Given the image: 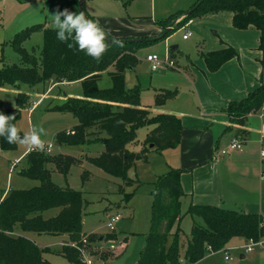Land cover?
<instances>
[{
    "label": "trees",
    "instance_id": "16d2710c",
    "mask_svg": "<svg viewBox=\"0 0 264 264\" xmlns=\"http://www.w3.org/2000/svg\"><path fill=\"white\" fill-rule=\"evenodd\" d=\"M190 10L191 13L186 15ZM189 11L180 10L159 24L166 30L176 19L182 20L162 39L175 33L190 21L207 15L230 12L236 29L245 30L253 26L260 32L259 49L264 52V0H197ZM88 19L96 21L87 12ZM43 31V46L40 55L29 52L24 47L34 32ZM108 37V50L97 61L75 45L57 39V30L44 24L34 25L16 34L12 46L19 55L18 64H4L0 68V88L20 90L22 86L35 87L40 83L54 82L82 85L83 97H69L53 110L75 115L79 124L71 133L57 135L59 144L85 145L100 143L104 151L90 158L92 164L105 173L119 178L123 184L118 192L124 193L125 185L132 182L128 171L137 162H147L152 151H163L176 147L181 141L182 125L178 116L157 114L141 105V89L126 86V71L133 70L140 63L137 52L151 40L133 41L118 38L121 44H114ZM239 56L232 46L205 52L202 57L210 72H215L226 62ZM107 72L111 85L101 88L99 83ZM176 96V91L160 90L155 96V105H164ZM264 104V79L261 85L246 98L231 101L226 112L233 123L243 125L252 113H257ZM32 108L28 94L19 92L17 106L7 108L0 99V112L14 115L12 124H17L21 110ZM152 125L144 147L140 152L131 150L137 142V131ZM238 135L244 133L237 130ZM93 137V138H92ZM17 143H9L0 136L3 151L14 150ZM29 166L23 172L28 177L39 180L40 184L28 190L10 189L0 203V264H52L46 257L49 249L40 248L31 240V234L57 235L67 237L59 254L71 264H84L80 252L71 243L83 247L82 216L85 199L81 191L70 187H59L52 181L48 163L53 161L59 171L67 174L78 161L60 154L52 157L44 151L30 150ZM180 169H171L153 184L151 229L144 248L136 264H197L208 254L222 252L235 238L264 239V216L244 213L210 205L191 204L187 210L193 220L190 235L182 247L181 221L184 218L182 200L186 196L181 183ZM60 209L53 217L44 213ZM115 232V231H114ZM110 238L112 236H109ZM96 243L98 236L89 237ZM182 249L184 253L182 254ZM108 254V253H106ZM106 254L99 259L106 261Z\"/></svg>",
    "mask_w": 264,
    "mask_h": 264
},
{
    "label": "rangeland",
    "instance_id": "374dc122",
    "mask_svg": "<svg viewBox=\"0 0 264 264\" xmlns=\"http://www.w3.org/2000/svg\"><path fill=\"white\" fill-rule=\"evenodd\" d=\"M80 1L0 0V68L4 64L12 65L20 62L19 55L12 46L16 34L34 25L44 24L47 27H53L52 14L57 10L68 9L77 14L81 11L88 12L111 27L110 31L117 36L133 41H152L138 50L137 56L140 63L137 67L126 71L127 88L133 89L138 85L141 89L142 104L149 106L154 102V90L163 87L165 83L160 74L172 70L152 71L147 61L149 55H157L162 60L171 58L177 63L176 68L183 70L189 62L188 58L191 60L202 58L200 51L203 44L200 43L202 40L200 36L203 31L210 38L218 39V30L211 27L204 29L203 25L200 26L197 21L199 18L195 19L194 26L185 25L177 29L170 37L162 39L166 30L159 22L180 10L189 11L196 0H86L83 7L79 5ZM182 18L174 22L177 24ZM189 33L190 38L184 40L183 36ZM43 41V31H36L24 42V47L29 52L40 55ZM205 42L202 43L206 46L207 41ZM174 46L178 47L177 50H173ZM51 83H40L35 87L24 85L20 90L9 87L0 88V99L7 108L14 109L17 106L19 92L28 94L32 103V100H37L45 93ZM99 85L101 88L111 85L107 72L103 74ZM70 95H74L72 96L74 98L83 97L82 85L79 82L58 84L49 97L42 99L34 109L30 110L28 107L22 109L16 126L22 137L33 126L42 127L46 134L41 139L45 144L51 143L54 146L52 157L64 154L78 161L70 167L67 174L59 171L53 161L49 162L47 167L51 171L52 181L57 186L70 187L83 193L86 202L82 216L83 233L89 241L86 247L87 255L94 263L97 261L96 264H136L151 229L153 197L150 192L152 184L165 173L159 171V166L165 159V155L162 157L160 154L165 150H154L155 153H149L147 162H137L128 171V177L132 182L125 185L123 194L119 193V185L123 184V181L105 173L90 161V158L99 156L104 151L102 144L61 145L58 142V134L72 133L79 124L75 115L53 110L55 105L63 102L65 96ZM150 126L145 125L137 131V142L131 146V150L140 152L143 149ZM30 150L28 146L20 143H17L14 150L3 151L0 148V198L10 189L28 190L40 184L39 180L23 173L29 166L27 155ZM187 210L188 207L182 203L184 214L180 224L184 234L181 237L182 247L193 226V220L187 214ZM59 211L60 209H51L45 212L44 216L53 217ZM117 214H122L123 218L116 224L115 232H112L108 228V223ZM92 235L101 237L102 240L97 239L94 244L89 238ZM30 236L37 245L50 250L45 257L52 264H71L59 254L64 236L48 234H31ZM234 240L232 241L235 242ZM112 245L115 250H111ZM259 249H264V246L255 248L252 252ZM101 254L109 256L108 259L100 260ZM241 254L240 250L232 249L229 251L232 260L225 261L224 252H217L209 254L199 264H253L242 260Z\"/></svg>",
    "mask_w": 264,
    "mask_h": 264
},
{
    "label": "crops",
    "instance_id": "0c3cea01",
    "mask_svg": "<svg viewBox=\"0 0 264 264\" xmlns=\"http://www.w3.org/2000/svg\"><path fill=\"white\" fill-rule=\"evenodd\" d=\"M90 16L107 31L112 30L99 18ZM197 21L204 29L211 27L218 30V39L210 38L202 32L201 56L205 52L217 51L227 45L235 48L239 56L226 62L215 72L208 70L203 57L195 60L188 58L189 62L183 70L164 68L172 70L160 74L165 83L163 87L154 90L153 105H143L141 102L142 107L148 108L153 115L172 114L181 120V141L176 147L160 154L162 157L165 155V159L159 166V171L165 172L164 174L171 169L182 171L181 183L186 193L182 203L188 208L191 204L210 205L264 216V159L260 156L264 144V115L259 112L252 113L245 119L244 124L240 125L233 123L226 112L231 101L246 98L264 79V52L259 49L260 32L253 26L245 30L236 29L233 25V14L230 12L207 15ZM195 23L194 19L186 25L194 26ZM111 35L124 38L112 32ZM205 40L206 46L202 43ZM57 86V83L52 82L44 94L37 100H32L30 110L42 99H47ZM160 90L176 91V96L164 105L156 106L155 96ZM72 96L74 95L69 97ZM69 97L65 96L63 101ZM34 102L37 103L35 106ZM153 127L150 126V131ZM237 130L244 133L238 135ZM233 138L243 141V150L219 156L220 150ZM153 153L155 151L151 154ZM7 192L1 196L0 203ZM63 236L65 238L61 246L67 241V237ZM30 237L36 243L32 236ZM235 239V242L229 243L227 249L240 250L242 260L264 264V249L247 253L243 249L246 241L242 238Z\"/></svg>",
    "mask_w": 264,
    "mask_h": 264
},
{
    "label": "clouds",
    "instance_id": "9594fccd",
    "mask_svg": "<svg viewBox=\"0 0 264 264\" xmlns=\"http://www.w3.org/2000/svg\"><path fill=\"white\" fill-rule=\"evenodd\" d=\"M53 27L57 30V39L61 42H68V47L74 45L79 51L85 52L88 56L99 61L108 50V37L111 31H106L97 21L88 19L83 11L77 13L68 9L63 11L57 10L52 14ZM112 43L121 44V41L115 37H111ZM122 46V44H121ZM15 119L14 115H5L0 112V136L7 139L9 143H20L28 146L33 150L43 151L45 143L41 139L45 135L42 127L33 126L31 130L20 136V130L11 121Z\"/></svg>",
    "mask_w": 264,
    "mask_h": 264
},
{
    "label": "built area",
    "instance_id": "2783aa9c",
    "mask_svg": "<svg viewBox=\"0 0 264 264\" xmlns=\"http://www.w3.org/2000/svg\"><path fill=\"white\" fill-rule=\"evenodd\" d=\"M190 35H191L190 33L185 34L183 37H184V39H188L190 37ZM147 61L150 63L152 71H159V70L164 69V68H176V65H177L175 60L168 58V57L166 58V60H162L157 55H149L147 57ZM36 104L37 103L34 102V106ZM258 112L260 115H264V104ZM53 147L54 146L51 143L45 144V149L43 151L46 152L47 154H51ZM243 147H244V143L241 139L233 138L231 140V142L225 148L220 150V154L222 156H226L232 151H242ZM31 150H33V149H31ZM37 151H40V150H37ZM260 156L262 159H264V144L262 145ZM122 218H123L122 214H117L116 216H114L111 219V221L108 223V228L110 229V231H112V232L115 231L116 224L119 221H121ZM88 243H89L88 237L85 236L83 238V247L78 246L75 243H71V246L75 247L79 250L84 264H95L94 261L87 255L86 247H87ZM263 246H264V239H261V240L249 239L248 241H246L245 245L243 246V249L245 252L249 253V252H252L255 248L263 247ZM111 250H115V247L113 245L111 246ZM229 251L230 250L227 248L222 251V252H224L225 259L227 261L232 260V257L229 256Z\"/></svg>",
    "mask_w": 264,
    "mask_h": 264
},
{
    "label": "water",
    "instance_id": "95a60500",
    "mask_svg": "<svg viewBox=\"0 0 264 264\" xmlns=\"http://www.w3.org/2000/svg\"><path fill=\"white\" fill-rule=\"evenodd\" d=\"M85 1H86V0H81L79 5H80L81 7H83ZM191 11H192V10H190L189 12H187L186 15L190 14ZM175 24H176L175 22H173L172 24H170V25L167 27L166 32L169 31V30H170ZM163 35H164V34H163ZM162 37H163V36H162ZM176 48H177V47L175 46L173 49L176 50ZM21 137H22V136H21Z\"/></svg>",
    "mask_w": 264,
    "mask_h": 264
}]
</instances>
